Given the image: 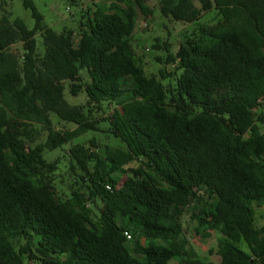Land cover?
I'll use <instances>...</instances> for the list:
<instances>
[{
  "label": "trees",
  "instance_id": "1",
  "mask_svg": "<svg viewBox=\"0 0 264 264\" xmlns=\"http://www.w3.org/2000/svg\"><path fill=\"white\" fill-rule=\"evenodd\" d=\"M23 2L33 29L0 3V264H264V0H160L176 22L219 16L168 56L181 73L167 85L132 43L140 14L153 13L145 0L96 4L76 44ZM67 81L85 105L65 99ZM52 114L76 128L56 130ZM90 131L121 145L75 144L79 173L62 196L59 162L44 153ZM188 210L196 234L220 235L219 262L191 246Z\"/></svg>",
  "mask_w": 264,
  "mask_h": 264
},
{
  "label": "rangeland",
  "instance_id": "2",
  "mask_svg": "<svg viewBox=\"0 0 264 264\" xmlns=\"http://www.w3.org/2000/svg\"><path fill=\"white\" fill-rule=\"evenodd\" d=\"M38 10L43 14L45 22L48 26L57 32H71V38L74 44L77 43L82 23L96 10V4L105 3L106 0H32ZM4 2V8L11 13L12 19H22L29 29H33L35 20L30 9L24 6L23 0H0ZM148 7L152 10V15L145 17L140 14L136 31L132 38L133 46L138 54V57L150 76L160 77V72H165L169 77L164 81L175 84L177 76L181 73L178 71L179 61L168 62V56H176L180 44L188 37H192L200 27L213 25L219 20L216 10L207 12L204 17L195 23L176 22L172 19L165 18L160 11V0H145ZM160 40L161 49H154L153 45L156 40ZM170 44V52H167L163 43ZM38 43L42 47V39L38 36ZM11 51L22 56L24 54L23 44L21 42L11 47ZM158 58L161 60L159 61ZM85 81L88 80L85 74ZM71 82H65V99L72 105H85L87 96L85 92H81L77 96H73L70 91ZM105 114L95 113L96 118L103 117ZM53 126L56 130L67 131L74 130L76 125L69 122H64L55 114L51 115ZM104 129L105 126L101 125ZM96 137L102 144L111 146L121 145V141L109 136L104 132L90 131L82 137H79L63 148L56 150H47L44 157L48 161L58 160L59 169L55 174L54 185L57 192L66 196L70 194L71 187L74 186L79 170L76 173L70 171V156L69 150L78 143L88 144L92 137ZM47 140V132H42L36 138V143H45ZM257 224H264V207L257 210ZM183 226L185 234L198 255L213 262H219L218 255L220 235L211 231V237H204L195 232L197 222L193 219L190 210L183 217Z\"/></svg>",
  "mask_w": 264,
  "mask_h": 264
},
{
  "label": "built area",
  "instance_id": "3",
  "mask_svg": "<svg viewBox=\"0 0 264 264\" xmlns=\"http://www.w3.org/2000/svg\"><path fill=\"white\" fill-rule=\"evenodd\" d=\"M107 188L110 189V186L108 185ZM125 234H126L128 239L132 238V236H131V234L129 232H126Z\"/></svg>",
  "mask_w": 264,
  "mask_h": 264
}]
</instances>
